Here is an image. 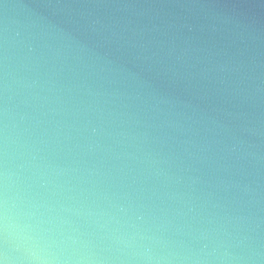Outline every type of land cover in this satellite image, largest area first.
Segmentation results:
<instances>
[{
    "label": "water",
    "instance_id": "95a60500",
    "mask_svg": "<svg viewBox=\"0 0 264 264\" xmlns=\"http://www.w3.org/2000/svg\"><path fill=\"white\" fill-rule=\"evenodd\" d=\"M0 259L264 264V0H0Z\"/></svg>",
    "mask_w": 264,
    "mask_h": 264
},
{
    "label": "clouds",
    "instance_id": "9594fccd",
    "mask_svg": "<svg viewBox=\"0 0 264 264\" xmlns=\"http://www.w3.org/2000/svg\"><path fill=\"white\" fill-rule=\"evenodd\" d=\"M236 94L239 95V90H235ZM243 116V113H239V114H235L233 116V119H240ZM221 127H223L224 125H220ZM241 130L247 131L248 129L246 128H242ZM0 264H5V261L0 259Z\"/></svg>",
    "mask_w": 264,
    "mask_h": 264
}]
</instances>
